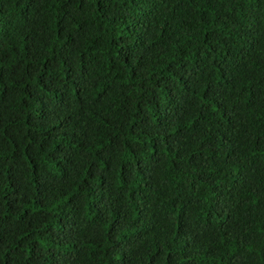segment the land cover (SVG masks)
Listing matches in <instances>:
<instances>
[{"label":"trees","instance_id":"trees-1","mask_svg":"<svg viewBox=\"0 0 264 264\" xmlns=\"http://www.w3.org/2000/svg\"><path fill=\"white\" fill-rule=\"evenodd\" d=\"M0 264H264V0H0Z\"/></svg>","mask_w":264,"mask_h":264}]
</instances>
